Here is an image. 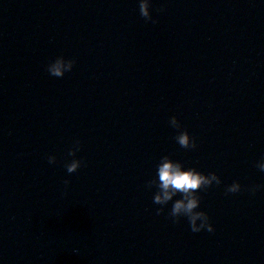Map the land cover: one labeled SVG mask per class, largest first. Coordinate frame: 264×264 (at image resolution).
Masks as SVG:
<instances>
[{
    "label": "water",
    "instance_id": "obj_1",
    "mask_svg": "<svg viewBox=\"0 0 264 264\" xmlns=\"http://www.w3.org/2000/svg\"><path fill=\"white\" fill-rule=\"evenodd\" d=\"M165 157L220 176L214 232L154 203ZM262 159L264 0H0V264H264Z\"/></svg>",
    "mask_w": 264,
    "mask_h": 264
},
{
    "label": "clouds",
    "instance_id": "obj_2",
    "mask_svg": "<svg viewBox=\"0 0 264 264\" xmlns=\"http://www.w3.org/2000/svg\"><path fill=\"white\" fill-rule=\"evenodd\" d=\"M152 4L153 0H139L140 14L148 19H152ZM75 65V60L65 59L63 56L58 57L48 66V71L52 76L63 77L66 73L71 72ZM171 125L175 128L180 127V122L177 117L173 116ZM178 142L183 147H196L192 136L187 132H182L177 137ZM79 150V142L77 141L74 145L72 155ZM56 162V157L50 156L49 163L54 164ZM81 167V161L79 159L73 160L67 167L68 173H73ZM257 167L264 171V159L260 160ZM158 176L160 181V187L163 189L162 194H158L154 198V203L156 204H166L168 201L172 200L173 196L177 192H182L185 194V198L178 200L174 203L170 215L179 219L180 217H187L191 230L193 232L199 233L203 230L208 232H214L215 227L210 222L209 216L204 211H198L201 201L194 194L197 189L201 186L210 187L215 184L222 183L220 176L213 172L209 175L202 174L195 169L183 170L182 165L175 163L168 158H164L158 169ZM242 185L237 181L231 184L227 191L229 193H237L241 190ZM253 188L252 191H255ZM163 212L164 209H159ZM199 221V223H197Z\"/></svg>",
    "mask_w": 264,
    "mask_h": 264
}]
</instances>
